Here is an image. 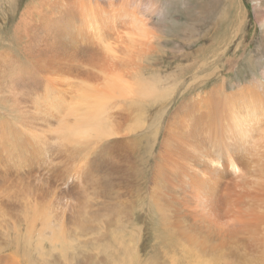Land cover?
I'll list each match as a JSON object with an SVG mask.
<instances>
[{
  "label": "bare ground",
  "instance_id": "6f19581e",
  "mask_svg": "<svg viewBox=\"0 0 264 264\" xmlns=\"http://www.w3.org/2000/svg\"><path fill=\"white\" fill-rule=\"evenodd\" d=\"M228 1L213 34L167 37L156 0L11 1L0 264H264V64L226 83Z\"/></svg>",
  "mask_w": 264,
  "mask_h": 264
},
{
  "label": "rangeland",
  "instance_id": "374dc122",
  "mask_svg": "<svg viewBox=\"0 0 264 264\" xmlns=\"http://www.w3.org/2000/svg\"><path fill=\"white\" fill-rule=\"evenodd\" d=\"M11 1H13L14 4H16L17 2V0H0V10H3L0 11V18L2 14L5 12L4 10L9 9ZM33 1L34 0H24L25 4L21 10H24ZM156 1L160 5V10H162L160 14L161 17L159 15V19L162 18L160 22H161V29L165 32L164 37L173 35L174 33H177L178 31L182 30L184 27L190 28L193 26L196 28V32H198L197 34L200 33L199 35H202L205 32V34L211 35L213 34L212 29L215 30L220 29L221 25L223 26L226 25L220 23V19L222 18V17L220 18V15L221 13L224 12V10H226V6L228 5L229 2L228 0H193V1L192 0H156ZM231 1L233 3L231 5L232 9L231 8H230L231 10L228 9L230 14L229 18L230 17L231 18L230 19L228 18L227 20L228 21L227 33L228 34L231 33L229 34V36H233V31L237 28L236 27L234 29L236 25L232 24L234 23L232 18H235L234 16H236L239 10L245 11L247 21H245V26H243L246 31V37H245L246 41L243 43L244 45L241 44L238 47V49H236V52H234L232 49V47L234 46H231L228 52L231 58L237 60L239 59L238 61L239 63L237 65L238 68L236 70L230 71L229 73L230 77H227V82H226L227 84L232 81H236L237 79L243 78L245 74L241 73V69L243 66L241 63L248 65V63H250L249 57L252 59L253 65H251L250 67L247 66L245 68V73H246L245 77L252 76L253 74L256 75L257 73H258L257 75H260L259 74L260 67L264 64V49H262L259 46V37H258L259 25L255 19V14H254V12L258 10V8L256 7L260 6L261 4L260 0H237L240 3L242 9L239 8L238 5H236L237 1L235 3L234 0ZM261 1L263 2L262 3L263 5L261 4L263 6V7L261 6V9L262 8L264 9V0ZM198 2L201 3V6L204 7V9L198 10L199 9L198 7L200 6ZM234 11H236V14ZM176 19H179V21H176ZM189 25L192 26L189 27ZM240 33H238L237 35H240ZM233 40L234 42H238L239 38L235 36ZM258 60L260 61V64H258ZM221 71L224 72L222 69ZM74 254L75 252L74 253L71 252V255L73 257L72 261L75 260L76 255L74 256Z\"/></svg>",
  "mask_w": 264,
  "mask_h": 264
}]
</instances>
